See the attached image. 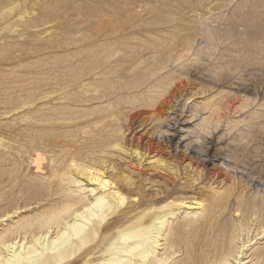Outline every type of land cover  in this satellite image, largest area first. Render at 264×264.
I'll return each mask as SVG.
<instances>
[{"label": "bare ground", "instance_id": "obj_1", "mask_svg": "<svg viewBox=\"0 0 264 264\" xmlns=\"http://www.w3.org/2000/svg\"><path fill=\"white\" fill-rule=\"evenodd\" d=\"M179 32L141 43L113 38L117 30L100 41L89 37L73 75L75 83L85 82L87 108L65 123L79 139L66 144L69 133H54L55 120L41 115L29 134L34 147L25 176L9 158L13 146L0 138V264H264L263 182L252 180L253 191L241 185L245 174L236 169V151L220 153L232 124H208L197 110L235 74L209 76L210 88L194 90L184 103L182 75L196 36ZM201 32L209 42L218 36ZM260 39L263 27L248 37L253 55L262 51ZM234 63L240 68L244 62ZM242 93L233 87L227 98ZM5 99L7 117L21 102ZM139 167L149 170L147 178L134 175ZM198 169L202 183L187 180L206 194L201 201L179 186L186 171ZM181 215L187 224L178 223Z\"/></svg>", "mask_w": 264, "mask_h": 264}, {"label": "rangeland", "instance_id": "obj_2", "mask_svg": "<svg viewBox=\"0 0 264 264\" xmlns=\"http://www.w3.org/2000/svg\"><path fill=\"white\" fill-rule=\"evenodd\" d=\"M261 27L264 28V0H0V138L13 146L9 158L25 176L27 158L29 154L33 156L30 151L34 147L29 134L45 113L55 120L51 126L54 133H69L64 137L66 144L79 139L77 131L65 123H71L75 115L87 108L82 103L85 82L75 83L73 75L80 68L77 53L92 44L89 37L100 41L103 35L117 30L113 38L141 43L153 42L161 32L178 30L181 34L188 29L194 30L198 40L194 38L193 50L187 56L189 65L182 75L187 82L183 102L191 92L193 95L195 91H207L209 76L235 74L217 91L207 93L206 99L198 100L202 103L197 110L206 114L208 124H232L228 145L220 153L229 155L236 151V169L245 174L241 185L250 188L253 180L264 186V64H260L264 62V39L258 40L257 46L262 49L259 55H253L255 50L248 43L250 34ZM101 29V36L93 35ZM205 29L217 32L213 42L201 35ZM237 59L243 60V67L236 68ZM233 87L244 92L235 101L227 98ZM6 96L21 102L7 117L2 116L7 108ZM147 121L150 124L151 120ZM128 139L129 136L121 143L122 147L130 145ZM53 141L51 145L55 146ZM140 169L134 175L147 178L145 171L149 170ZM200 174V169L186 171L179 186L187 197L201 201L206 194L188 187L190 178L197 177V183H202ZM162 179L166 178L157 176V180ZM181 218L182 215L177 218L178 223H188V218ZM175 223L176 220L173 228L178 225ZM190 230L191 227L186 228L183 233Z\"/></svg>", "mask_w": 264, "mask_h": 264}]
</instances>
